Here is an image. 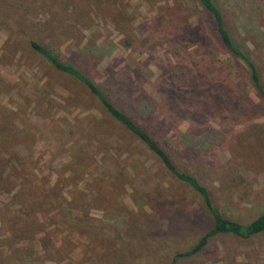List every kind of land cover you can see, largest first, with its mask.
Returning a JSON list of instances; mask_svg holds the SVG:
<instances>
[{"label":"rangeland","instance_id":"obj_1","mask_svg":"<svg viewBox=\"0 0 264 264\" xmlns=\"http://www.w3.org/2000/svg\"><path fill=\"white\" fill-rule=\"evenodd\" d=\"M213 1L264 88V0ZM208 21L197 0H0V264H166L209 221L193 192L159 172L135 140L126 141L128 153L114 149V135L96 131L77 159L75 124L99 110L30 49L31 39L127 111L125 86L142 95L144 86L168 79L158 91H183V111L152 115L166 112L160 125L174 148L178 130L187 132L189 153L172 152L174 158L195 172L225 215L248 221L264 212V99ZM191 117L201 131L189 129ZM107 157L130 172L140 160L141 175L102 177ZM142 211L158 221L146 217L142 229L134 220ZM174 264H264V232L247 239L218 234L202 253Z\"/></svg>","mask_w":264,"mask_h":264},{"label":"trees","instance_id":"obj_2","mask_svg":"<svg viewBox=\"0 0 264 264\" xmlns=\"http://www.w3.org/2000/svg\"><path fill=\"white\" fill-rule=\"evenodd\" d=\"M197 1L209 18L208 25L213 30L219 46L225 53L238 58L246 65L248 68L249 80L255 93L264 99V88L259 80V74L253 61L248 56L244 44L237 42L226 29L221 12L213 0ZM170 41L174 40L171 38L166 40V44L169 47L168 51L174 54L178 51V47ZM28 44L30 49L53 70L75 81L99 110L98 116L88 114L82 120H77L75 124L79 130V136L75 141L80 146L77 159H82L83 156L87 154L85 151L87 150L85 144L90 142L91 133L96 131H98L100 135L101 132H104L105 136L108 138L114 135V149L119 147L128 153L129 148L125 147L126 141L135 140L147 150L148 154L159 165V172L162 171L161 173L169 176L177 184L189 188L197 197L198 204L207 215L209 221L193 239H190L187 241L186 245L179 247L178 250L173 252L166 264H174L178 259H189L202 253L208 241L218 234H229L240 239H247L264 232V212L258 213L248 221H238L225 215L220 211L209 190L200 183L195 172L186 166L185 162L177 161L174 158L172 152L178 151V154L181 153V157H183L182 153L185 155L189 153V143L183 139L188 135L187 132L178 130L177 133L182 140H180L178 144L180 147L176 146L174 148V146H171L168 142L170 135H167L166 129H163L160 125L163 123L164 127V123H167L169 120L166 112L162 111L161 119L157 118V115H152L153 111L159 110L160 108L167 109V112L183 111V105L185 103L183 101V96L180 94L183 91L179 93H176V91H174V93L158 91L159 87H167L168 79H164L158 86L156 84L155 88L151 87V85H148L149 88L144 86L141 88L142 95L139 91H136L138 88L132 87L131 84L125 86L124 90L126 95L124 96L128 99L125 100L127 101L125 105L128 109L127 111L116 105L114 100L109 98L107 92L100 84L93 81L74 65L63 62L56 52L50 51L46 46L36 40L31 39ZM163 83L164 85H162ZM118 89H122V87ZM168 115L171 116L172 113ZM182 116L185 117L184 115ZM188 119L193 123L192 126H188L189 129H198L201 131V129L197 127L192 128L193 125H197L195 122H198L200 119L196 120V118L193 117ZM4 134L5 137L2 138V140L5 142L7 140V135L9 136L11 132L6 131ZM96 140L98 145L103 142L102 138L99 137H96ZM69 147L74 148V144ZM79 154L82 156H79ZM196 156H198V153ZM115 162L112 161L111 157L103 159L105 167L100 171L102 172V177L108 176L109 178L113 175H123L130 180V178L141 175L143 164L140 160L134 162L132 172L128 170L125 164H121L117 161V159H115ZM143 169L149 173L146 166H144ZM116 178L119 179V177ZM124 183V180H118L115 185H121V187H123ZM126 184L132 185L131 182H127ZM150 216L154 217V214H145V212H143L141 214H135L134 220L141 221L140 227L144 229L142 223L146 221V217ZM154 218L156 219V217ZM156 221H158V219H156Z\"/></svg>","mask_w":264,"mask_h":264}]
</instances>
